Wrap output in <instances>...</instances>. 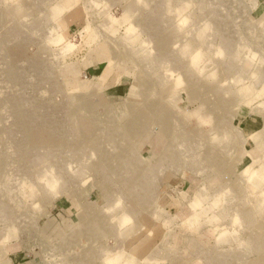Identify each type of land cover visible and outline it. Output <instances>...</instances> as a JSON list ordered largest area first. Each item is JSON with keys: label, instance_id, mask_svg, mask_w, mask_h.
Instances as JSON below:
<instances>
[{"label": "rangeland", "instance_id": "obj_1", "mask_svg": "<svg viewBox=\"0 0 264 264\" xmlns=\"http://www.w3.org/2000/svg\"><path fill=\"white\" fill-rule=\"evenodd\" d=\"M0 264H264V0H0Z\"/></svg>", "mask_w": 264, "mask_h": 264}, {"label": "crops", "instance_id": "obj_2", "mask_svg": "<svg viewBox=\"0 0 264 264\" xmlns=\"http://www.w3.org/2000/svg\"><path fill=\"white\" fill-rule=\"evenodd\" d=\"M254 130L250 127V125L247 124L246 126V135L252 136L255 133L251 134ZM259 132V131H258ZM242 133V132H241ZM243 135V134H242ZM184 182V178L181 175H178V173H166L161 178L162 186L165 187V189L172 191V189H177L180 187V185ZM169 202V203H167ZM167 204L166 206H172L173 209H177V203L173 199H168V201L165 202Z\"/></svg>", "mask_w": 264, "mask_h": 264}]
</instances>
